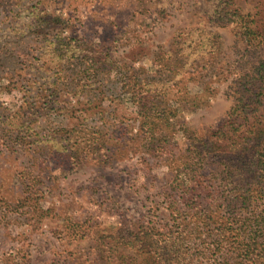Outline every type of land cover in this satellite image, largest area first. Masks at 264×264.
I'll return each mask as SVG.
<instances>
[{
	"label": "rangeland",
	"instance_id": "obj_1",
	"mask_svg": "<svg viewBox=\"0 0 264 264\" xmlns=\"http://www.w3.org/2000/svg\"><path fill=\"white\" fill-rule=\"evenodd\" d=\"M233 8L264 16V0ZM212 9L210 0H0V264H154L171 238L188 253L183 264H246L237 242L256 224L264 232L255 176L225 191L235 219L223 209L204 221L207 199L195 221L171 211L189 198L187 176L176 177L193 140L223 147L262 132L248 155L264 162V95L236 133L227 127L244 45L232 26L209 23ZM200 28L220 37L207 73L209 43L178 36ZM205 89V103L191 104ZM220 156L198 177H225Z\"/></svg>",
	"mask_w": 264,
	"mask_h": 264
},
{
	"label": "trees",
	"instance_id": "obj_2",
	"mask_svg": "<svg viewBox=\"0 0 264 264\" xmlns=\"http://www.w3.org/2000/svg\"><path fill=\"white\" fill-rule=\"evenodd\" d=\"M210 1L213 2V9L211 12H206L209 23L218 27L232 26L236 31L237 37L244 45V52L241 56L242 62H240L241 70L234 86L235 97L236 94L238 97L235 99L236 104H234L228 114L227 121V127H231V131L234 134L237 132V128H234V125L237 123L236 120L238 118H244V114H246L245 111H250L247 113L255 111L256 107L261 104L264 95V16H261V19H257L258 15L253 16L251 14H242L239 10L233 8L235 0ZM193 35L199 36L198 39L201 47L204 41L205 51H207L205 49L207 42L209 43L210 48L207 52V56H204V59L201 60V64L204 63L201 72L204 71L207 73L214 68L213 62L220 55V45L217 42L220 37L216 33L207 32L202 28L183 32L178 36L192 38ZM215 42H217V44H215ZM201 72L197 75L201 76ZM172 74L174 76L177 75L175 71H173ZM184 74L187 76L190 75V73L187 72H184ZM203 91V97L198 99L197 103L191 101V104L194 103V105L197 106L205 103L209 95L212 94V91L207 89ZM144 93L142 92L141 95ZM188 102H190V100L187 98L185 104ZM145 113H149L147 115V117H149L151 111H146ZM234 117L235 121L231 120V118ZM158 125L159 123L157 122L153 123L149 127V130L154 131ZM261 133L262 132L258 133L257 137H255V131L253 133L254 136L251 139L248 137H237V143L233 144L228 142L229 139H224L226 137L225 134H221V137L225 140H222L225 142L223 147L219 144L217 145L218 142L210 139L199 141L193 140L187 149L189 157L186 158V162H184V168L176 177L178 179L187 176L186 180L189 185H184V188L190 191L189 198H192L190 200L188 198V200H185L184 202V206L187 210L183 205H172V214L178 212L177 219H180L181 216L183 219L187 215L191 217L189 219L195 221L199 214H195L196 217H194L192 216L191 211H195V206H199L204 199H207V204H205L202 211L204 221L207 220V222L215 223L214 220L216 216L220 214L223 209H227V213H231L230 216L232 219H235L236 212H234L235 210H231L228 200L229 197L225 191L230 188H236L237 190L243 189V186H245V183L248 182V178L251 176L256 177L255 185L257 186L255 189L256 196H253L255 198L252 200L261 204L264 200V162L260 159L254 160L252 157L249 158L248 155V152L253 150L251 147L253 148L255 145L260 146ZM228 145L230 146L231 151H235L236 154L227 156L219 155L220 161H223V159L230 160H226L227 162L225 161L227 163V165L225 164V177L213 173L208 176V179L203 176L198 177L197 171L210 165L214 160H217L216 158L219 156L217 157V154L214 153L217 152L218 149L222 150V152L227 151L229 147ZM239 146L240 148H238ZM178 182L179 184H183V181L179 180ZM241 183L244 184L242 185ZM180 187L181 186H179L177 190H179ZM205 196L207 198H205ZM221 197L223 198L222 202H220L222 200ZM251 198L252 196H245V198H240V201L242 203L245 202L248 205L250 204ZM197 199L200 200V202L197 201ZM193 201L195 204H193ZM235 202L238 203V201ZM244 208L246 210L248 209L247 206ZM181 209L183 210V215H181ZM252 231L251 238H245L241 242H237L238 247H236V249L239 254L236 259H241V261L246 264H264V232L258 224L253 226ZM187 239L189 238H186L185 240ZM260 240H262V242H260ZM179 242L181 243L178 238H171L169 242L167 239L163 240V247L160 252H157V254L154 252V254H152V263L157 264L156 255L158 259L164 255L167 264H183L184 261L186 262L188 253H183V244L181 243L182 245H180Z\"/></svg>",
	"mask_w": 264,
	"mask_h": 264
}]
</instances>
